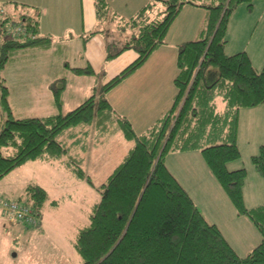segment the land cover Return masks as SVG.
Masks as SVG:
<instances>
[{
	"label": "trees",
	"instance_id": "1",
	"mask_svg": "<svg viewBox=\"0 0 264 264\" xmlns=\"http://www.w3.org/2000/svg\"><path fill=\"white\" fill-rule=\"evenodd\" d=\"M253 1L150 0L125 25L135 28L136 33L118 52L107 54L109 60L131 49L137 58L66 113L61 112L63 87L53 86L57 113L45 117H15L8 101V88L0 75L1 180L27 161L64 159L68 150L59 141L60 136L69 129L88 127L99 113H109L111 108L104 92L135 71L163 43L182 6L190 4L207 11L199 39L179 47L174 79L177 93L169 113L143 135L135 134L127 120L119 119L123 136L133 145L105 181L96 187L99 200L92 206L88 224L77 231L73 243L81 258L79 264H264V202L247 208L242 195L246 170L227 168V163L240 157L235 143L237 110L264 106V72L254 69L244 51L232 55L224 53L230 14L239 4L251 6ZM95 2L97 17L105 19L107 1ZM158 4L162 9L157 17L143 20L147 11ZM0 8L5 10L1 5ZM5 12V16L0 17V71L19 49L45 46L49 41L38 37V15L14 17ZM12 25H20L25 32L18 37L9 35L8 27ZM72 71L94 73L89 66L72 68ZM217 96L226 106L223 115L215 111ZM206 142L210 144L203 146ZM191 149H199L237 214L246 216L260 234L258 244L245 256H239L219 228L204 218L168 170L165 164L168 153ZM65 161L77 179L94 186L79 160L69 157ZM251 163L264 181V145L252 156ZM47 199L43 187L31 184L16 199L6 200L24 201L39 217Z\"/></svg>",
	"mask_w": 264,
	"mask_h": 264
},
{
	"label": "crops",
	"instance_id": "2",
	"mask_svg": "<svg viewBox=\"0 0 264 264\" xmlns=\"http://www.w3.org/2000/svg\"><path fill=\"white\" fill-rule=\"evenodd\" d=\"M106 1L108 4L107 15L105 19L99 20L95 0H0V5L14 17H19L22 14L38 15V37L49 40L45 46L19 49L2 68V70L7 69L8 71V68H15V65L21 62L26 65L27 71L25 72H28L30 79L31 77L35 79L23 82L19 78V83L15 80L9 81L13 84L11 88L6 75L1 74L8 88V101L15 117H45L57 113L53 104V86L54 88L63 87L60 95L61 112L70 111L111 81L137 58V54L131 49L121 51L109 60H107V54L108 52H118L122 44L136 33L135 28L125 25L134 19L139 10L150 0ZM187 6L194 7L195 11L204 17L201 25L194 29V23H192L193 29L189 28L183 30V33H177L171 31L174 21L169 27L163 43L150 53L144 63L104 92V98L111 108L109 113H104V115L99 113L88 127L69 129L60 136L61 140L59 138V141L67 148L68 155L60 160H31L15 168L5 175L0 183L11 173L19 174L20 177H23V181L12 188L0 184V197L14 200L24 192L26 186L31 184L43 187L49 196V190L42 182H33L36 172L32 174L30 169V166L37 165V163H40L38 165L41 167L44 166L43 162H57L61 169L45 170L50 186L53 183L59 186L63 182H67L70 186L76 183L77 186L78 182L75 181L81 180L77 179L66 167L65 159L77 158L81 165L86 158V153L90 152L89 157L96 158L101 149L100 146L106 145V143L107 167L112 165L107 170L115 169L133 145L123 136L119 119L127 120L135 134L143 135L158 125L172 109L177 93L174 79L177 74L176 61L179 47L187 41L199 39L207 18L205 8L190 4ZM158 7H161L160 4L154 5L148 10L143 20L155 19L162 9ZM125 10L130 14L125 13ZM198 30L200 31L198 32ZM94 31L96 32L92 34ZM37 66L36 72H32V68ZM88 66L94 71L93 74H76L72 71V68ZM16 85H18L17 88ZM214 102L215 111L223 115L226 106L222 98L217 96ZM16 106H21L22 109L28 106L29 108L26 110L30 115L16 116ZM236 118L235 143L240 157L245 150L250 154L249 159H251L258 153L259 147L264 145V106L241 107L236 112ZM97 144H99V149L96 147ZM81 150L82 154L77 155V152ZM92 151L94 153H91ZM111 158L117 160L116 163H111ZM178 158H182L181 161H183L181 162ZM188 159H193V161ZM165 164L189 194L204 218L219 228L224 238L239 256H245L258 244L260 240L258 231L246 216L237 214L230 198L207 167L199 149L168 153L165 156ZM93 165L99 167L101 164L93 163ZM248 167L243 161L238 160L227 163L229 170L240 168L246 170L247 174L242 187L243 201L247 208H253L264 202V184H262L264 181L254 168L252 170ZM250 178L258 187L255 191H251V186H248ZM247 186L249 193L246 190ZM68 198L70 199L71 195ZM47 204L53 208H57L59 205L58 201L54 197L51 199L50 196ZM92 206L88 211L87 220ZM0 221L3 223L7 221L1 209ZM87 224H75L73 243L77 231ZM44 225L41 212L38 230L32 231V228H27L20 223H12L10 229L16 236L27 235L31 239L36 234L42 235ZM241 228L247 230L243 234L246 238L239 239L234 236V233L242 236V232L245 230ZM15 256H18V252L16 255L14 254ZM22 256L23 259L25 258V264H62L63 260L61 256L55 257L56 253L49 248L44 255L41 252V256H37L35 259L27 256L25 251ZM10 262L5 258L1 264H11Z\"/></svg>",
	"mask_w": 264,
	"mask_h": 264
},
{
	"label": "rangeland",
	"instance_id": "3",
	"mask_svg": "<svg viewBox=\"0 0 264 264\" xmlns=\"http://www.w3.org/2000/svg\"><path fill=\"white\" fill-rule=\"evenodd\" d=\"M125 13L130 14L127 10H125ZM55 17L57 19V16ZM203 18V16L195 11L194 7L187 5L185 7L182 6V9H180L175 17L176 20H173V22H175H172L173 24L171 23L172 26H174L171 31L183 33V30L189 28L193 29V27H191L192 23H194L195 29L197 26L201 25L202 21H204ZM199 31L200 30H198V32ZM225 37L226 43L224 44V53L226 55H232L241 51L247 52L251 58L254 69L257 72H264V0H255L252 2L251 6H248L246 3L239 4L229 16ZM15 66V68H8V71L7 69L0 71V75H6L8 83L9 81L14 80L19 83V78L23 82L25 80H35L34 77H31L30 79L28 72H25L27 70L24 63L21 64L20 62ZM32 69H30L32 72H36L35 69H38V66ZM9 85L11 88L13 87L12 83H9ZM17 86L18 85H16V88ZM96 87L97 86H95V88ZM27 108L29 107L26 106L22 109L21 106H16L15 115H30L28 110H26ZM63 134H65V132ZM130 143L132 144L131 141ZM209 144V142H206L203 143V146ZM98 145L99 144H97L96 147H98ZM100 148L101 149L97 153L96 158L93 156L89 157L90 152H88V154L86 153V158L81 164L82 169L84 168V171L90 177L94 186L89 185L84 180L75 181L78 182L77 186L75 185L76 183H73L70 186L67 182H63L59 186L53 183L50 186L49 178L45 170H61L59 169L60 166L57 165L58 163L43 162L42 164L45 165L42 167L38 165L40 163L30 166L32 174L36 172L35 177H33V179H35L33 182H42L48 188L50 198L52 199V197H54L59 205L57 208L50 207L47 204L49 200L48 196L47 202L43 205L41 211L45 224L44 227H42V235L39 236L36 234L31 239H29L27 235L16 236V234L10 229L12 223L9 221H5L4 223L0 221V264L5 258L6 260L11 261V264H25V258L23 259L22 256L24 251L27 252V256H31L35 259L37 256H41V252L44 255L48 251V248L56 253L55 257L61 256V259H63L62 264H79L81 262L80 256L72 246L76 227L75 224L79 225L81 223H88V211L92 204L99 200V193L96 190V187L100 186L112 171L107 170V168L112 166L109 167L108 165L107 167V143L106 145L100 146ZM81 152L82 150L78 151L77 155H81ZM91 153H94V151ZM249 155L250 154L244 150L242 152V157L237 160L243 161L247 167L249 166L248 169H252L254 167L251 163V159H249ZM74 159L77 160V158ZM178 159L181 161L182 158ZM188 160L193 161V159ZM116 161L117 160H112L111 158V163H116ZM93 163L101 165L99 167H94ZM249 180L251 181L248 186H251V191L257 190L258 187L254 181H252L251 178ZM21 181H23V177H20L19 174L11 173L5 177L0 184L1 186L12 188L13 186L16 187ZM246 190L248 193L250 192L249 187ZM69 195H71L70 199L68 198ZM38 226L39 219L37 224L26 227L32 228V231H36L38 230ZM244 230L242 236H238L236 233H234V236L239 239L242 237L246 238L243 234L247 232V230ZM6 231L9 232V234H7ZM257 234L260 239V234ZM17 252L18 256L14 257V254L16 255Z\"/></svg>",
	"mask_w": 264,
	"mask_h": 264
},
{
	"label": "built area",
	"instance_id": "4",
	"mask_svg": "<svg viewBox=\"0 0 264 264\" xmlns=\"http://www.w3.org/2000/svg\"><path fill=\"white\" fill-rule=\"evenodd\" d=\"M6 14L3 8H0V17ZM25 32L20 25H12L8 27L9 35L18 37ZM0 208L4 218L9 222H18L26 226L35 225L38 222V215L28 204L24 201H7L0 197Z\"/></svg>",
	"mask_w": 264,
	"mask_h": 264
}]
</instances>
